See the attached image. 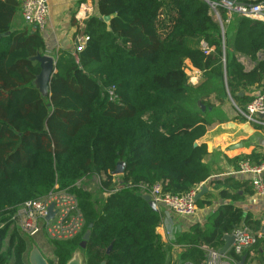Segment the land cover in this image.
Listing matches in <instances>:
<instances>
[{"label": "trees", "instance_id": "trees-1", "mask_svg": "<svg viewBox=\"0 0 264 264\" xmlns=\"http://www.w3.org/2000/svg\"><path fill=\"white\" fill-rule=\"evenodd\" d=\"M21 1L0 0V264H25V239L9 227L11 216L55 185L75 196L84 218L76 237L52 241L56 264L67 262L90 224L84 264H168L172 246L175 264H200L204 247L219 250L240 224L260 231L251 213L227 204L165 243L157 232L163 213L142 195L155 184L181 195L208 181L200 138L214 105L204 98L214 91L221 101L229 92L245 110L264 94V60L246 71L236 55L257 60L264 52V21L233 14L223 35L206 0H96V14L84 25V48L58 54L43 95L32 57L45 54V43L36 26L17 20ZM186 60L201 71L200 83L189 81ZM242 158L259 164L264 153ZM119 163L123 172L114 175ZM90 177H102L98 199L76 184ZM224 182L228 190L220 196L237 197L232 191L243 183ZM208 203L196 201L198 207ZM227 257L233 264H261L264 240L240 254L229 249Z\"/></svg>", "mask_w": 264, "mask_h": 264}, {"label": "crops", "instance_id": "crops-1", "mask_svg": "<svg viewBox=\"0 0 264 264\" xmlns=\"http://www.w3.org/2000/svg\"><path fill=\"white\" fill-rule=\"evenodd\" d=\"M48 2V19L41 33L45 43V54L56 59L63 50L75 51L78 37L86 34L84 26L86 20L81 22L76 17L78 11H80V15L82 13L81 4L92 7L93 14H96L97 4L96 0H48ZM230 19L220 22L223 35V25L228 23ZM17 20L23 22L20 12ZM236 55L246 71L252 70L258 61L264 60L263 51H259L257 60H252L242 54ZM185 71L193 85L202 81L201 71L195 68L189 60L185 61ZM258 93L256 89L251 90V94L257 95ZM214 95V91H212L207 98H204L214 105V109H209L208 117L212 123L200 138V142L205 143L207 147L208 154L205 156L204 162L210 170L208 181L202 184L207 187V192L200 199L207 200L209 203L201 207L197 206L192 216L178 215L159 205L158 208L163 216L157 227V232L165 243L174 240L178 233L189 230L195 223L202 225L211 213L223 205L231 204L238 207L244 213H251L252 217L257 220L264 211V191H254L252 185L253 175L238 172V162L244 159L242 158L243 155L252 151L264 153V121L257 123L246 119L241 114L240 110L242 109L229 92L227 97L221 101L215 99ZM261 175L264 179V172ZM230 177L238 183H243V185L241 184L235 188V191H232L237 195L233 199L221 197L219 194L225 188L228 190L224 180ZM215 180L222 181L223 184L215 186L211 183ZM202 185L199 186V189ZM250 185L253 192L247 193L246 189ZM204 249L206 252L208 251L207 247H204ZM229 249H232V244ZM227 252L225 255H227ZM176 260V246H172L167 262L168 264H175ZM261 264H264V261Z\"/></svg>", "mask_w": 264, "mask_h": 264}, {"label": "built area", "instance_id": "built-area-1", "mask_svg": "<svg viewBox=\"0 0 264 264\" xmlns=\"http://www.w3.org/2000/svg\"><path fill=\"white\" fill-rule=\"evenodd\" d=\"M213 17L222 22L220 10H224L228 21L233 14L242 15L247 18L264 21V1L263 0H208L207 1ZM80 11L76 17L81 22L93 15L92 7L81 4ZM49 14L48 0H22L21 17L27 24L36 26L42 31L46 25ZM88 36L81 35L77 39L75 51L79 52L84 48ZM204 53L211 49L204 42H200ZM241 114L248 120L262 123L264 121V94L255 96L246 106L245 110H240ZM238 172L253 175L252 185L254 191H264V160L255 164L250 159H241L238 162ZM199 188L192 189L181 195L163 193L161 186L155 184L149 189V194L157 203L158 207L164 206L172 212L182 216H192L196 209L194 199ZM53 204V215L47 219L48 208ZM19 219L20 227L24 233L33 237L44 234L48 239L67 240L78 235L84 224L83 215L78 207L77 200L67 189H60L55 185L53 191L43 199L24 202L16 208L11 220ZM260 231L253 232L245 224H240L231 233L234 235L232 249L240 254L244 249L254 245L258 239L264 240V211L260 218ZM206 259L200 264H233V261L225 254H220L219 250L208 248ZM190 264V263H184Z\"/></svg>", "mask_w": 264, "mask_h": 264}, {"label": "water", "instance_id": "water-1", "mask_svg": "<svg viewBox=\"0 0 264 264\" xmlns=\"http://www.w3.org/2000/svg\"><path fill=\"white\" fill-rule=\"evenodd\" d=\"M208 1V0H206ZM101 20L107 21L108 17H100ZM33 60L37 61L39 63L40 71L38 75L36 76L35 83L37 87L40 89V92L43 95H47L49 91V82L53 74L56 73V59L53 57L46 55V54H37L34 57H32ZM239 96L243 95V92L238 93ZM198 105L201 107L202 110L205 109V106L198 102ZM123 172V165L122 163H119L114 170V175H119ZM207 192V187L205 185H202L198 192L196 193L194 199L195 201L199 200L201 196ZM142 198L147 201L148 205L154 210H158L157 203L152 199L151 195L148 193H145L142 195ZM53 204H51L48 208V215L47 219L51 218L53 215ZM92 225H89V228L84 232L81 242L79 243V247L75 249V251L72 253L71 257L67 260L65 264H83L84 256L82 253V249L86 246V242L88 241L90 237V227ZM225 243L224 246L220 249V254H225L228 250L230 245L234 241V235L233 234H227L223 237ZM111 247L108 248L107 252L110 250ZM29 263L30 264H49L47 260L41 255L39 249L34 246L31 250L30 256H29ZM239 264H244V260H242Z\"/></svg>", "mask_w": 264, "mask_h": 264}, {"label": "rangeland", "instance_id": "rangeland-1", "mask_svg": "<svg viewBox=\"0 0 264 264\" xmlns=\"http://www.w3.org/2000/svg\"><path fill=\"white\" fill-rule=\"evenodd\" d=\"M102 177H90V178H83L77 181V185L80 187H83L85 189H88L90 192L93 193L94 198L98 199L100 196V190H99V183ZM10 228L15 227L18 229L21 236L27 240V245L30 248L31 245H35L36 247L41 250L43 255L47 257L48 259H53V253H52V244L47 241V237L44 234H38L36 236H29L26 233L23 232V230L20 227V221L19 219L11 220L10 222ZM7 238L4 240L3 247L6 246ZM9 264V262L7 263Z\"/></svg>", "mask_w": 264, "mask_h": 264}, {"label": "flooded vegetation", "instance_id": "flooded-vegetation-1", "mask_svg": "<svg viewBox=\"0 0 264 264\" xmlns=\"http://www.w3.org/2000/svg\"><path fill=\"white\" fill-rule=\"evenodd\" d=\"M74 237H76V236H74ZM74 237H72V238H70V239H73ZM47 241L48 242H50L51 244H52V241H53V239H47ZM25 244H26V251H25V254H24V263L25 264H30L29 263V256H30V253H31V250H32V248L35 246V245H31L30 246V248L28 247V245H27V240H25ZM38 248V247H37ZM39 249V248H38ZM40 251V253H41V255L47 260V262L49 263V264H56V261H55V254H54V252H53V246H52V253H53V256H54V258L53 259H48L47 257H45L44 255H43V253L41 252V250H39ZM75 251V250H74ZM73 251V252H74ZM84 256V255H83ZM7 264V263H6ZM9 264H11V262H9ZM83 264H84V260H83Z\"/></svg>", "mask_w": 264, "mask_h": 264}]
</instances>
